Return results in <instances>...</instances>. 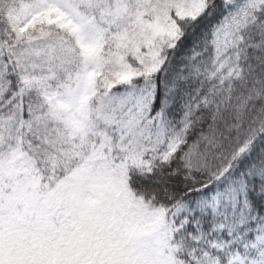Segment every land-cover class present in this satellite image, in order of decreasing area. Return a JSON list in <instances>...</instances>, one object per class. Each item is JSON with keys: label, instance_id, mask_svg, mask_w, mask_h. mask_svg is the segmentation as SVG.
I'll list each match as a JSON object with an SVG mask.
<instances>
[{"label": "snow or ice", "instance_id": "1", "mask_svg": "<svg viewBox=\"0 0 264 264\" xmlns=\"http://www.w3.org/2000/svg\"><path fill=\"white\" fill-rule=\"evenodd\" d=\"M0 264H264V0H0Z\"/></svg>", "mask_w": 264, "mask_h": 264}]
</instances>
